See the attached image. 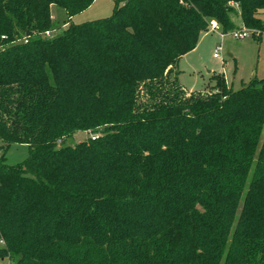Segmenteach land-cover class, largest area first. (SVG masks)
Segmentation results:
<instances>
[{"label": "trees", "instance_id": "1", "mask_svg": "<svg viewBox=\"0 0 264 264\" xmlns=\"http://www.w3.org/2000/svg\"><path fill=\"white\" fill-rule=\"evenodd\" d=\"M92 2L0 0V140L29 150L0 157V264H264V77L177 69L209 20L264 31V0H120L43 36Z\"/></svg>", "mask_w": 264, "mask_h": 264}, {"label": "rangeland", "instance_id": "2", "mask_svg": "<svg viewBox=\"0 0 264 264\" xmlns=\"http://www.w3.org/2000/svg\"><path fill=\"white\" fill-rule=\"evenodd\" d=\"M116 1L120 2V0H93L84 11L70 19L63 9L52 5L51 26L48 31L52 35L59 30L63 31L71 22L81 23L110 16ZM261 15L264 16L263 13ZM263 16L262 21H264ZM230 19L235 30L244 27L250 30V36L235 39L228 34L232 30L220 34L221 31L210 28L213 20H209L207 30L200 34L195 48L180 57L177 62L178 82L185 90L206 92L213 86L212 76L217 73L223 75L227 85L233 90L264 77V31L244 26L238 14L231 15ZM217 46L220 50L217 57H213ZM91 135L92 132H75L65 138L63 144L74 145ZM2 145L3 142L0 140V157L4 154L8 164L20 163L29 155L28 146L25 144H12L6 149H3Z\"/></svg>", "mask_w": 264, "mask_h": 264}, {"label": "built area", "instance_id": "3", "mask_svg": "<svg viewBox=\"0 0 264 264\" xmlns=\"http://www.w3.org/2000/svg\"><path fill=\"white\" fill-rule=\"evenodd\" d=\"M210 28L212 30L221 31L220 34H226L225 32L222 31L221 26L215 20H213L210 23ZM255 30L258 31V29H256V28H255ZM255 30L253 32H255ZM50 33L51 32L47 30L43 34H44L45 37H50L51 36ZM250 33H251L250 30H248V29H246L244 27H242V28H240L238 30L233 29L232 31L228 32V34L230 36H232L233 38H235V39H243V38H246V37L250 36ZM219 50H220V47H218V46L215 47L214 52H213V57H217ZM0 243L3 244V241H0Z\"/></svg>", "mask_w": 264, "mask_h": 264}]
</instances>
